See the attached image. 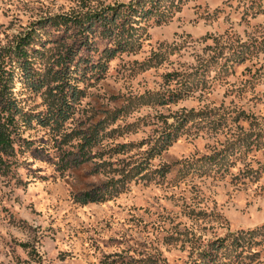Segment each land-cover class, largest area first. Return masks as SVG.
Instances as JSON below:
<instances>
[{
  "label": "rangeland",
  "instance_id": "374dc122",
  "mask_svg": "<svg viewBox=\"0 0 264 264\" xmlns=\"http://www.w3.org/2000/svg\"><path fill=\"white\" fill-rule=\"evenodd\" d=\"M1 71L0 264H264V0H0Z\"/></svg>",
  "mask_w": 264,
  "mask_h": 264
},
{
  "label": "trees",
  "instance_id": "16d2710c",
  "mask_svg": "<svg viewBox=\"0 0 264 264\" xmlns=\"http://www.w3.org/2000/svg\"><path fill=\"white\" fill-rule=\"evenodd\" d=\"M118 17L114 19V23L118 22ZM113 23V24H114ZM87 27V26H84ZM91 28H85L86 31H90ZM108 35H113L114 30L107 29L106 30ZM107 35V34H106ZM29 45V44H28ZM27 47L25 45H22L19 49V51L16 54V57L20 60L21 65H23L24 71H25V80L28 85H30V88L34 89L36 92L41 91L46 83L43 81H37L36 75L33 71L28 68V66L24 65V61H27L28 59V51ZM74 52L71 51L70 54H67L64 58H60L55 64L54 67L56 69H51V72L49 74L50 79L53 80V82L56 84L55 87L49 89V94L51 95V100L53 101L55 98L58 99V105L56 107V114L49 118H39L38 120L42 125H48L54 122V126H57L59 124L64 123L68 120V117L70 115V111L72 107L73 102L78 98V92L76 93V88L73 86L72 82L70 81V76L73 77L72 69L73 65L75 64L76 54H73ZM24 60V61H23ZM77 69V68H76ZM80 69H78L75 74L77 75L79 73ZM7 73H3V71L0 72V81L2 80V76L6 75ZM67 90H69L70 94L67 93ZM72 101H70V95H72ZM16 113H15V112ZM8 114L7 117H5V114ZM17 115H20V111L16 110L15 104H5L2 110H0V150L3 152H7L8 149L12 148V141H11V134L9 132L10 130V121L14 122L13 118ZM53 120V121H52ZM89 143V142H88Z\"/></svg>",
  "mask_w": 264,
  "mask_h": 264
}]
</instances>
